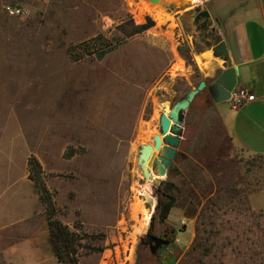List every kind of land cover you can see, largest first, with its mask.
<instances>
[{"label": "rangeland", "instance_id": "obj_1", "mask_svg": "<svg viewBox=\"0 0 264 264\" xmlns=\"http://www.w3.org/2000/svg\"><path fill=\"white\" fill-rule=\"evenodd\" d=\"M184 2L165 0L162 13L150 0H0V264H32L30 240L42 227L33 218L41 204L28 176L31 156L54 195L56 217L87 234L79 240L83 264H107L104 257L120 264H264V155L242 153L169 175L163 183L174 185L176 198L169 219L159 218L156 192L154 207L142 197L136 144L153 102H174L182 85L175 80L162 94L149 93L167 58L154 40L166 25L180 26L167 8ZM5 3L28 14L10 15ZM148 18L150 28L129 34ZM97 35L98 43L90 42ZM148 230L168 244L152 249Z\"/></svg>", "mask_w": 264, "mask_h": 264}, {"label": "crops", "instance_id": "obj_2", "mask_svg": "<svg viewBox=\"0 0 264 264\" xmlns=\"http://www.w3.org/2000/svg\"><path fill=\"white\" fill-rule=\"evenodd\" d=\"M199 1L210 13L211 28L214 36L219 37L216 43L212 41L210 46L201 39L203 44L196 48L198 45L193 38L200 39V30L190 15L196 4L185 2L182 8L172 11L176 13L180 26L172 29L166 25L154 40L167 50V58L161 72L163 79L149 88L150 94L155 89L162 94V91L172 87L175 80H180L181 88L174 91L179 95L178 100L200 80L206 82L183 112L182 132L171 166V170L176 168L175 175H184L196 169L201 171L208 164L242 153L264 155V0ZM221 42L224 48L215 52L213 48ZM229 66L236 68L235 86L254 95L253 100L237 109L232 108L228 100L214 101L207 88L215 74ZM163 99L157 98L153 102L148 124L136 144V157L140 145L152 143V136L158 133L159 102ZM135 170L139 177L140 172ZM141 186L142 190L144 186L148 190L150 184L143 183ZM142 197L150 207L156 205L148 196ZM40 206L41 212L33 215V218H41L42 229L30 240L32 264H64L48 244L46 215L42 204ZM170 214L171 210L167 219ZM78 262L83 264L81 260ZM92 264H99V260Z\"/></svg>", "mask_w": 264, "mask_h": 264}, {"label": "water", "instance_id": "obj_3", "mask_svg": "<svg viewBox=\"0 0 264 264\" xmlns=\"http://www.w3.org/2000/svg\"><path fill=\"white\" fill-rule=\"evenodd\" d=\"M152 3L158 0H150ZM180 6L168 5V10L173 11L182 8ZM193 23L197 26L199 37L203 32L210 29V13L201 5L194 7L191 12ZM211 46L206 38L202 39ZM224 48V43L216 45L213 50L216 52ZM205 80H200L194 88L189 89L185 95L172 102L169 99H163L159 102L161 112L158 117V133L152 136V143L140 145L136 157V169L141 173L143 182L150 184L155 193L157 186L163 183L171 170L172 160L177 154V146L182 132L183 112L189 106L195 95L205 87ZM236 85V68L229 66L217 72L213 81L207 86L208 91L214 101H226L229 98L230 91ZM157 152V153H155ZM150 182V183H149ZM163 199V193L159 194ZM150 198V197H149ZM152 201L153 198H150ZM157 203V201H156ZM151 240L154 246L167 245L168 240L159 236H152Z\"/></svg>", "mask_w": 264, "mask_h": 264}, {"label": "trees", "instance_id": "obj_4", "mask_svg": "<svg viewBox=\"0 0 264 264\" xmlns=\"http://www.w3.org/2000/svg\"><path fill=\"white\" fill-rule=\"evenodd\" d=\"M157 10L161 11L162 13L164 11H167L163 5H160L156 7ZM155 12L157 15H161L160 12L149 9V11ZM153 25V21L148 18L146 23H143L141 25L135 26L134 29L129 32L130 35L135 33H140L142 31L147 30ZM101 35H97L93 39H91L90 42L98 43V41L101 39ZM89 41L86 43L88 44ZM106 51H101L99 53V57H102ZM175 175L176 168L171 170L170 175ZM28 176L29 178L34 182L35 188L38 193L39 201L41 202L45 215H46V221H47V227H48V244L54 253V255L57 257V259L64 264H79L78 262V248L84 247L83 244L79 243V240H82L84 236H87L86 233H77L76 230L71 229L67 224L62 223L57 217H56V207L53 200V193L46 187L44 179H43V172L41 170L40 163L38 160L31 156L28 159ZM170 184V188H164L162 189L159 186L156 188V193L159 195L160 193H163V199H159L156 210L159 213L160 220H165L171 210V208L174 205V202L176 200L175 196L171 194L169 191L174 186L172 183ZM152 219L150 221V227L152 224ZM148 230L146 233L147 239L150 240L151 238V232Z\"/></svg>", "mask_w": 264, "mask_h": 264}, {"label": "built area", "instance_id": "obj_5", "mask_svg": "<svg viewBox=\"0 0 264 264\" xmlns=\"http://www.w3.org/2000/svg\"><path fill=\"white\" fill-rule=\"evenodd\" d=\"M3 9L6 13L10 15H14V16L24 17L28 14V11L24 7L20 5H16V4L5 3L3 4ZM146 13L150 14V11L149 12L147 11ZM132 14H133V18L135 22H139L138 21L139 18L136 17L137 15L135 13H132ZM253 99H254V95L252 93L248 92L246 89L242 87L235 86L230 91L228 101L232 108L237 109V108H240L247 101H251ZM181 224H185V222L182 220ZM103 260L107 262V264H120V261L113 260L112 258H108V257H104Z\"/></svg>", "mask_w": 264, "mask_h": 264}, {"label": "flooded vegetation", "instance_id": "obj_6", "mask_svg": "<svg viewBox=\"0 0 264 264\" xmlns=\"http://www.w3.org/2000/svg\"><path fill=\"white\" fill-rule=\"evenodd\" d=\"M190 15H191V14H190ZM213 36H214V30L211 28V24H210V29H209V31L203 32L202 35H201V37H200V39L206 38V40H207L208 42H212V41H213ZM163 184L165 185L166 188H170V184H169V182H164ZM152 236H155V235H151V237H152ZM163 238H165V236H163ZM166 240H167V239H166ZM150 245H151V248H152V249L157 248L156 246H154V244H153L151 238H150Z\"/></svg>", "mask_w": 264, "mask_h": 264}, {"label": "bare ground", "instance_id": "obj_7", "mask_svg": "<svg viewBox=\"0 0 264 264\" xmlns=\"http://www.w3.org/2000/svg\"><path fill=\"white\" fill-rule=\"evenodd\" d=\"M176 1V0H175ZM179 1V0H178ZM180 1H189V2H192L191 0H180ZM146 3V2H145ZM155 3H158V4H160V5H163L164 3H165V0H158L157 2H155ZM149 7V6H148ZM150 183V182H149ZM146 184H148V183H146ZM144 192H145V194L143 193V195H146V196H148V197H150V198H153L154 199V197L152 196L153 195V192H152V189H151V187L149 186V188H148V190L145 188V186H144ZM150 191V194H151V196H149V194L148 193H146V192H149ZM147 215V214H146ZM146 217V216H145ZM141 224H143V223H141ZM142 226V225H141Z\"/></svg>", "mask_w": 264, "mask_h": 264}]
</instances>
